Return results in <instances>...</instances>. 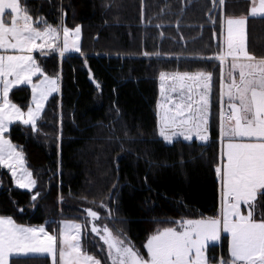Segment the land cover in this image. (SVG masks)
<instances>
[{"label":"trees","instance_id":"trees-1","mask_svg":"<svg viewBox=\"0 0 264 264\" xmlns=\"http://www.w3.org/2000/svg\"><path fill=\"white\" fill-rule=\"evenodd\" d=\"M27 6L54 26L81 25L84 55H66L61 62L55 51L34 55L48 75L60 74V93L48 99L38 133L19 123L7 133L23 147L37 185L21 190L0 167V215L49 231L61 220L76 221L83 226V250L102 264L105 257L85 230V218L61 200L98 208L103 202L114 229L143 255L155 221L215 215L221 70L207 58L220 48L221 14L248 16L249 1L28 0ZM246 29L249 52L264 57V16H248ZM198 70L214 72L209 140L180 138L168 145L156 130L159 73ZM10 99L26 109L29 88H14ZM223 237L209 255L228 258ZM19 264L51 263L40 256Z\"/></svg>","mask_w":264,"mask_h":264},{"label":"snow or ice","instance_id":"snow-or-ice-1","mask_svg":"<svg viewBox=\"0 0 264 264\" xmlns=\"http://www.w3.org/2000/svg\"><path fill=\"white\" fill-rule=\"evenodd\" d=\"M27 4L28 0H0V167L9 169L17 187L32 191L37 179L27 165L23 147L14 144L7 133L16 122L38 133L45 102L60 90V74L48 75L33 52L47 55V49L58 51L61 57L84 53L78 43L81 25L54 26L34 17ZM249 15L264 16V0H252ZM247 19V15L221 14L223 40L217 54L207 58L218 61L221 70L220 151L214 166L218 214L155 221L157 229L143 244L146 257L130 240L122 239V233L113 235L106 225L101 230L93 223L91 231L107 246L111 264H264V57L247 48ZM61 33L62 45L58 43ZM213 78L214 72L208 70L159 73L156 130L166 144L180 138L184 142L209 140ZM19 85L31 88L26 112L9 98ZM39 195L36 192L32 200ZM100 206L107 207L103 202ZM86 212L92 221L99 220L97 211L89 208ZM108 214L112 215L111 209ZM161 224L172 226L159 227ZM82 227L74 221H61L59 235H55L45 225L26 226L10 215H0V264H19L21 259L40 256L50 257L51 264H102L82 249ZM222 234H226L228 258L208 254Z\"/></svg>","mask_w":264,"mask_h":264},{"label":"rangeland","instance_id":"rangeland-1","mask_svg":"<svg viewBox=\"0 0 264 264\" xmlns=\"http://www.w3.org/2000/svg\"><path fill=\"white\" fill-rule=\"evenodd\" d=\"M7 19H9L10 20V16L9 17H6ZM75 28V27H74ZM62 40H63V37H62V33H61V36H60V40L58 41V43H60L61 45H62ZM78 43H79V45H80V47H81V34H80V37H79V41H78ZM46 51L47 52H50V51H52V50H47L46 49ZM36 53H39L38 51H34L33 52V56L36 54ZM55 53H57L58 54V51H55ZM40 54V53H39ZM70 54H78V53H76V52H71V53H66L65 54V56L66 55H70ZM64 56V57H65ZM58 57H59V60H60V62L62 61V59L64 58V57H61L59 54H58ZM169 73V72H168ZM35 77L33 78V80L35 81ZM20 86H27V85H19V86H17V87H20ZM17 87H15V88H17ZM28 88H29V90H30V99H29V105L31 104V95H32V93H31V88L29 87V86H27ZM14 89V88H13ZM12 89V90H13ZM10 93H11V91H10ZM10 93H9V98H10ZM60 93V90L58 91V92H55V93H53L52 95H54V94H59ZM51 95V96H52ZM51 96H49V98L51 97ZM159 97H160V80H159V77H158V99H159ZM48 98V99H49ZM157 99V100H158ZM48 101V100H47ZM47 101L45 102V106H46V103H47ZM14 103V102H13ZM16 104V103H15ZM18 105V104H17ZM28 105V106H29ZM19 106V105H18ZM22 110H24L25 112L27 111V108L26 109H23L22 108ZM43 113V112H42ZM42 115V114H41ZM16 123H19V122H16ZM16 123H13L12 125H14V124H16ZM20 124V123H19ZM12 125H10V127H9V130H10V128H11V126ZM22 125V124H21ZM8 135V134H7ZM4 168V167H3ZM8 172H9V174L11 175V173H10V171H9V169H7V168H5ZM11 178H12V176H11ZM12 181H13V178H12ZM13 184H14V186L15 187H17L16 186V184L13 182ZM17 188H19V187H17ZM19 189H21V188H19ZM21 190H26V191H29V190H27V189H21ZM60 204L61 205H63L64 207H66V208H68V209H70V210H72V211H74V212H76V213H78V212H80V209H79V206H81L80 204H73V203H71L70 201H68V200H65V199H63V200H61L60 201ZM100 210L102 211V213H103V217L106 219V221L108 222V224L112 227V229H114V227L111 225V222H110V219H109V215H108V212L106 211V209H104V208H100ZM244 211H245V213H246V211H247V209H244ZM218 214V212L215 214V215H217ZM215 215H213V216H215ZM207 217H211V216H207ZM61 221H73V220H61ZM61 221H59L58 223H56V229H55V231H49L47 228H46V230L47 231H49V233H51V234H55V235H59V228H60V222ZM74 222H76V221H74ZM76 223H78V222H76ZM39 226V225H38ZM172 226V225H171ZM33 227H36V226H33ZM85 230H87L86 229V227H85ZM117 233H119V234H121L120 232H118L116 229H114ZM81 235H82V232H81ZM123 237H125L124 235H122ZM223 236H226V234H222V237ZM126 238V237H125ZM93 239V238H92ZM127 239V238H126ZM94 240V239H93ZM128 240V239H127ZM95 241V240H94ZM95 243H96V241H95ZM221 243V241H219V242H217L216 243V245H219ZM81 244H82V240H81ZM228 247V246H227ZM83 249V248H82ZM145 252H146V249H145ZM147 256V252H146V254H145V257ZM49 259H50V263H51V258L50 257H48Z\"/></svg>","mask_w":264,"mask_h":264},{"label":"water","instance_id":"water-1","mask_svg":"<svg viewBox=\"0 0 264 264\" xmlns=\"http://www.w3.org/2000/svg\"><path fill=\"white\" fill-rule=\"evenodd\" d=\"M91 208L93 211H97L98 213H100V218L97 221H92V219L90 217L87 216V212L86 209ZM80 212H78L80 215H82L85 220H86V226H87V230L89 235L96 241V243L99 245V248L101 250V252L103 253L106 263L107 264H111V261L107 258V246L103 243V241L100 239V235H97L95 233H93L91 231L92 228V224L95 223L101 230L103 229V227L106 225L113 233V235H118L119 233H117L114 229H112V227L108 224V222L106 221V219L103 217V213L100 210V208L98 207H94V206H88V205H81L79 206ZM101 234L102 231H101ZM121 238H125L123 236H121Z\"/></svg>","mask_w":264,"mask_h":264},{"label":"crops","instance_id":"crops-1","mask_svg":"<svg viewBox=\"0 0 264 264\" xmlns=\"http://www.w3.org/2000/svg\"><path fill=\"white\" fill-rule=\"evenodd\" d=\"M249 1V3H250V7L252 6V0H248ZM250 9V8H249ZM248 16H250L249 15V12H248ZM226 17V16H225ZM253 17V16H252ZM255 17H260V15H257V16H255ZM222 40H223V37H222V35L220 36V45H221V42H222ZM218 62V61H217ZM219 63V62H218ZM230 66V65H229ZM236 75H237V77H238V73H236ZM219 113H220V88H219ZM219 123V122H218ZM182 139V138H181ZM201 142H205V141H201ZM207 142V141H206ZM219 151H220V141H219ZM219 186V185H218ZM218 210H219V196H218ZM218 210H217V212H218ZM216 212V213H217ZM19 224V223H18ZM23 225H26V226H30V225H27V224H23Z\"/></svg>","mask_w":264,"mask_h":264}]
</instances>
